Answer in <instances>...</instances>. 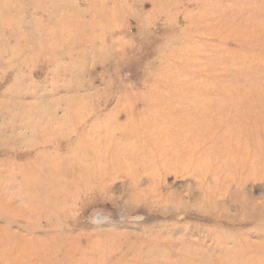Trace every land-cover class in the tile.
<instances>
[{"label": "rangeland", "instance_id": "obj_1", "mask_svg": "<svg viewBox=\"0 0 264 264\" xmlns=\"http://www.w3.org/2000/svg\"><path fill=\"white\" fill-rule=\"evenodd\" d=\"M0 264H264V0H0Z\"/></svg>", "mask_w": 264, "mask_h": 264}, {"label": "bare ground", "instance_id": "obj_2", "mask_svg": "<svg viewBox=\"0 0 264 264\" xmlns=\"http://www.w3.org/2000/svg\"><path fill=\"white\" fill-rule=\"evenodd\" d=\"M258 98H263V97L260 96V97H258ZM44 118H45V116H44ZM44 118H43V119H44ZM10 125H11V124H10ZM10 125H9V126H10ZM41 125H43V124H41ZM9 126H8V127H9ZM37 127H38V126H37ZM34 199H39V195L34 196Z\"/></svg>", "mask_w": 264, "mask_h": 264}]
</instances>
